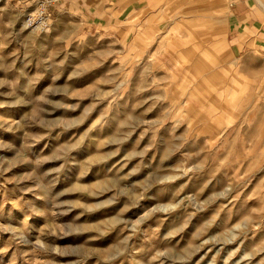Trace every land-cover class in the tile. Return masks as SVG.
<instances>
[{
	"label": "rangeland",
	"instance_id": "rangeland-1",
	"mask_svg": "<svg viewBox=\"0 0 264 264\" xmlns=\"http://www.w3.org/2000/svg\"><path fill=\"white\" fill-rule=\"evenodd\" d=\"M257 7L0 0V264H264Z\"/></svg>",
	"mask_w": 264,
	"mask_h": 264
},
{
	"label": "crops",
	"instance_id": "crops-1",
	"mask_svg": "<svg viewBox=\"0 0 264 264\" xmlns=\"http://www.w3.org/2000/svg\"><path fill=\"white\" fill-rule=\"evenodd\" d=\"M213 2V1H211ZM257 8H256V13L252 12V15L255 16V18H249L246 17V20L248 21L250 19V22L252 25H257L259 22V18H258V14L262 13L264 16V0H257ZM258 13V14H257ZM246 16H247V12H246ZM248 23V22H247ZM208 25H210V30L205 34V41L210 45L211 48H213V50L216 52L218 51V38H219V33H220V28L219 25L217 24H212L209 23Z\"/></svg>",
	"mask_w": 264,
	"mask_h": 264
},
{
	"label": "built area",
	"instance_id": "built-area-1",
	"mask_svg": "<svg viewBox=\"0 0 264 264\" xmlns=\"http://www.w3.org/2000/svg\"><path fill=\"white\" fill-rule=\"evenodd\" d=\"M40 17V22H41V20H45V15H44V11L39 15Z\"/></svg>",
	"mask_w": 264,
	"mask_h": 264
}]
</instances>
